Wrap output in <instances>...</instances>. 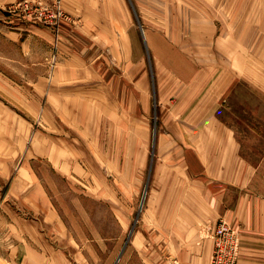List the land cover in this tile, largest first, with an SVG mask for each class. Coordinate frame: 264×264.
Here are the masks:
<instances>
[{"label": "rangeland", "instance_id": "1", "mask_svg": "<svg viewBox=\"0 0 264 264\" xmlns=\"http://www.w3.org/2000/svg\"><path fill=\"white\" fill-rule=\"evenodd\" d=\"M56 1L58 25L34 19ZM122 73L125 115L101 122L102 83ZM224 133L260 159L264 0H0V213L54 206L74 264H162L170 254L150 248L165 243L157 165L176 164L180 135Z\"/></svg>", "mask_w": 264, "mask_h": 264}, {"label": "crops", "instance_id": "2", "mask_svg": "<svg viewBox=\"0 0 264 264\" xmlns=\"http://www.w3.org/2000/svg\"><path fill=\"white\" fill-rule=\"evenodd\" d=\"M123 76V73L110 74L115 82L102 83L101 107L106 110L107 119L101 122L113 123L109 119L116 117L119 123V118L125 115L124 93L129 82ZM126 113L137 117L134 108H128ZM182 136L184 147L180 145L181 148L174 150L179 156L176 164L157 165L156 177L164 182L165 190L156 201L164 203V218L170 223H165L164 232L156 233L165 243L151 244L150 248H154L151 251L170 254L162 264H210L213 241L199 237L198 227L201 222L216 223L221 217L240 231L239 264H264V149L260 159L254 162L241 148L233 147L236 137L232 133L221 134L219 144L212 136L199 134L200 139L196 138L195 142ZM172 151L165 149L164 153L172 155ZM36 186L38 193L44 188L40 181ZM37 199L49 204L48 196L42 194ZM0 219L5 221L0 223V264H74L76 261L77 254L70 252L71 239L76 244L74 233L54 206L52 211L11 212L5 218L0 213ZM178 219L182 220L185 231L181 237L175 236L178 223L174 220ZM149 262L158 264L152 263L151 258Z\"/></svg>", "mask_w": 264, "mask_h": 264}, {"label": "built area", "instance_id": "3", "mask_svg": "<svg viewBox=\"0 0 264 264\" xmlns=\"http://www.w3.org/2000/svg\"><path fill=\"white\" fill-rule=\"evenodd\" d=\"M24 3L29 2L24 1ZM24 6L28 7L27 5ZM36 12L34 19L43 25H58L60 21L66 18L61 3L58 4V1L55 2L54 8L42 5ZM206 232H209V237L214 243L210 264H238L241 246L239 232L225 220L210 226L209 231L207 229Z\"/></svg>", "mask_w": 264, "mask_h": 264}, {"label": "bare ground", "instance_id": "4", "mask_svg": "<svg viewBox=\"0 0 264 264\" xmlns=\"http://www.w3.org/2000/svg\"><path fill=\"white\" fill-rule=\"evenodd\" d=\"M210 226V225H209ZM209 226H207V227H209ZM238 231V230H237ZM206 232V231H205ZM241 241V240H240Z\"/></svg>", "mask_w": 264, "mask_h": 264}, {"label": "water", "instance_id": "5", "mask_svg": "<svg viewBox=\"0 0 264 264\" xmlns=\"http://www.w3.org/2000/svg\"><path fill=\"white\" fill-rule=\"evenodd\" d=\"M144 32V31H143Z\"/></svg>", "mask_w": 264, "mask_h": 264}]
</instances>
